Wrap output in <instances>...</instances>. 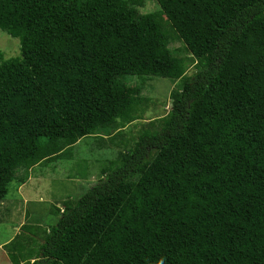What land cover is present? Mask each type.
<instances>
[{
  "label": "trees",
  "instance_id": "obj_1",
  "mask_svg": "<svg viewBox=\"0 0 264 264\" xmlns=\"http://www.w3.org/2000/svg\"><path fill=\"white\" fill-rule=\"evenodd\" d=\"M156 2L0 0L20 44L0 59V201L36 164L137 119L120 77L180 80L159 129L55 207L27 264H264V0ZM160 13L190 58L167 47Z\"/></svg>",
  "mask_w": 264,
  "mask_h": 264
},
{
  "label": "rangeland",
  "instance_id": "obj_2",
  "mask_svg": "<svg viewBox=\"0 0 264 264\" xmlns=\"http://www.w3.org/2000/svg\"><path fill=\"white\" fill-rule=\"evenodd\" d=\"M125 1L140 14L159 10L156 0ZM158 21L167 36L170 51L174 55L190 58L166 15L160 13ZM19 54L18 39L0 29V59L8 60ZM195 71L194 62L190 60L186 76H192ZM119 79L126 85L138 88L139 96L133 107V115L137 119L124 127L119 124L117 129L97 130L95 135L81 138L57 159L42 161L29 169L30 185H37L46 201L39 203L31 200L28 202L32 203H26L16 192L18 184H9L5 198L0 201V264H27L23 253L26 256L32 250H37L36 246L57 222L59 215L54 213L55 207L62 212L65 202L75 200L90 185L101 179V171L107 161L113 160L119 152L132 149L138 135L148 128L149 122H154L153 130L159 129L158 120L170 110L171 93L180 84V80L154 75H128ZM24 174V170L17 172L18 177ZM29 191L32 189L29 188ZM13 244L15 253L10 256L11 260L8 252ZM8 245L6 253L4 248Z\"/></svg>",
  "mask_w": 264,
  "mask_h": 264
},
{
  "label": "crops",
  "instance_id": "obj_3",
  "mask_svg": "<svg viewBox=\"0 0 264 264\" xmlns=\"http://www.w3.org/2000/svg\"><path fill=\"white\" fill-rule=\"evenodd\" d=\"M29 178L24 183H22V184L17 186L16 192L18 193L19 197L22 198L24 201H27L26 203H32V202H28V201H31V200H35L36 202H39V203L43 202V201H46L47 199H46L45 196H43L41 194L42 191L39 190L40 188L37 187V185L36 186L30 185V179L31 178L30 179ZM29 188H31L32 191H29ZM14 228H16V227H14ZM30 239H32V238H30ZM4 250L7 253V251H6L7 250V246L4 248ZM14 253H15V245L11 246V249L8 252L9 258H10V255H12Z\"/></svg>",
  "mask_w": 264,
  "mask_h": 264
}]
</instances>
